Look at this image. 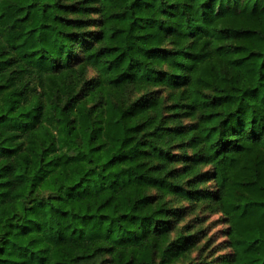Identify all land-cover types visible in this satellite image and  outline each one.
I'll list each match as a JSON object with an SVG mask.
<instances>
[{
    "label": "trees",
    "instance_id": "16d2710c",
    "mask_svg": "<svg viewBox=\"0 0 264 264\" xmlns=\"http://www.w3.org/2000/svg\"><path fill=\"white\" fill-rule=\"evenodd\" d=\"M0 264H264V0H0Z\"/></svg>",
    "mask_w": 264,
    "mask_h": 264
},
{
    "label": "rangeland",
    "instance_id": "374dc122",
    "mask_svg": "<svg viewBox=\"0 0 264 264\" xmlns=\"http://www.w3.org/2000/svg\"><path fill=\"white\" fill-rule=\"evenodd\" d=\"M206 215L207 219L202 224V227L206 228L208 236L213 235L216 241L223 240L224 236H222V233L226 224L220 220V215L218 213L211 214L209 211L206 212Z\"/></svg>",
    "mask_w": 264,
    "mask_h": 264
}]
</instances>
